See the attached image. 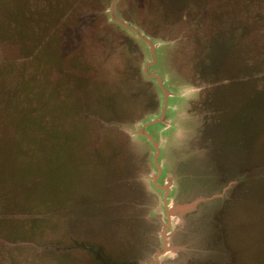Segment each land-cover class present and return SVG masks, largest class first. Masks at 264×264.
I'll list each match as a JSON object with an SVG mask.
<instances>
[{"label": "rangeland", "instance_id": "obj_1", "mask_svg": "<svg viewBox=\"0 0 264 264\" xmlns=\"http://www.w3.org/2000/svg\"><path fill=\"white\" fill-rule=\"evenodd\" d=\"M113 1L0 0V264H264V0Z\"/></svg>", "mask_w": 264, "mask_h": 264}, {"label": "water", "instance_id": "obj_2", "mask_svg": "<svg viewBox=\"0 0 264 264\" xmlns=\"http://www.w3.org/2000/svg\"><path fill=\"white\" fill-rule=\"evenodd\" d=\"M117 0H114L112 5H111V8H110V13H111V16H112V20H114L115 22L125 26L126 28H129L130 30H132L139 38H141L142 40H144L149 46H150V49H151V53H152V62H149V64L153 63V61L156 60V54H155V50L157 48V45L154 44L152 42V40L148 37H145L139 30L138 28L132 26L131 24H129L128 22L126 21H123L122 19H120L119 17L115 16L114 14V6H115V3H116ZM148 67V66H147ZM147 67H146V72H147ZM151 76H154L158 79V84L159 86L162 88L163 92H164V102H163V106H162V113H161V117L159 119H155V120H151L149 122H147L142 128H140L136 133L138 134H142V135H145L147 138H149L156 150V153H155V156H154V159H155V164L158 168V175L154 178V181H156V179L159 177V175L161 174V169H160V165L157 163V159H158V156L160 154V145L159 143H157L155 141V139L146 131V128L153 124V123H159L162 121L165 113H166V108H167V101H168V97L170 96V92L169 90L164 86L163 84V81H162V77L160 75H157V74H151ZM169 183V182H168ZM165 184L164 186H159V188H162L164 190H166L167 192L169 191V184ZM165 200H166V195H165ZM202 198H196L190 202H182V203H176L172 206H170V208H166V214H167V218L169 220V217L170 216H177V215H180V216H184V214H187V213H191L193 211H195L198 207V205L202 202ZM176 247H168L166 245V242L164 241V248H163V252H158L156 254V259L158 257V255H161L162 253L164 252H168L170 250H175Z\"/></svg>", "mask_w": 264, "mask_h": 264}, {"label": "flooded vegetation", "instance_id": "obj_3", "mask_svg": "<svg viewBox=\"0 0 264 264\" xmlns=\"http://www.w3.org/2000/svg\"><path fill=\"white\" fill-rule=\"evenodd\" d=\"M164 192L166 193L167 191L166 190H164ZM165 195V194H164ZM165 212H166V210H165ZM167 215V214H166ZM167 223H168V218H167ZM177 248V247H176Z\"/></svg>", "mask_w": 264, "mask_h": 264}]
</instances>
